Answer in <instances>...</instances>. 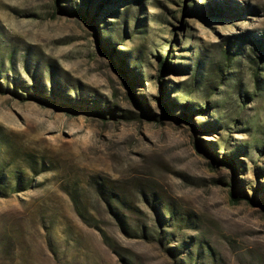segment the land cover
<instances>
[{"label":"rangeland","instance_id":"374dc122","mask_svg":"<svg viewBox=\"0 0 264 264\" xmlns=\"http://www.w3.org/2000/svg\"><path fill=\"white\" fill-rule=\"evenodd\" d=\"M0 170V264H264V0H0Z\"/></svg>","mask_w":264,"mask_h":264},{"label":"trees","instance_id":"16d2710c","mask_svg":"<svg viewBox=\"0 0 264 264\" xmlns=\"http://www.w3.org/2000/svg\"><path fill=\"white\" fill-rule=\"evenodd\" d=\"M104 1H107V0H104ZM84 13L87 14L89 12H87L85 10ZM107 55H108V57H110L109 54H107ZM225 56H227L230 59V61H232L234 59L233 57L230 56L229 51H227L225 53ZM168 66L169 65L165 61H161L157 64V68L160 72V76H159L160 79H162V75L168 71ZM219 71H221V70L219 69ZM198 113L201 114V111H199ZM6 174H7V176H5L4 172H2V170H0V187H2L3 181L5 179H7L8 181H10V186L8 189H10L11 191H16V190L20 189V186L22 183L21 174L19 172L12 171V170H11V172H8ZM27 185H28V183H25V187H28ZM72 199L75 201V197H73ZM242 199H246L247 201L250 202V200L246 196H244ZM236 200L239 201V200H241V198L236 199ZM111 210L113 211L112 213L115 215L116 219L118 220V222L122 226L123 231L128 233L127 231H129L130 229L127 227V224L124 222L122 216L117 212V210L114 206H111Z\"/></svg>","mask_w":264,"mask_h":264}]
</instances>
